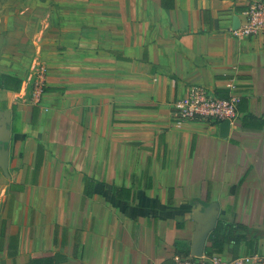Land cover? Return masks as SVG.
Segmentation results:
<instances>
[{"label": "crops", "instance_id": "1", "mask_svg": "<svg viewBox=\"0 0 264 264\" xmlns=\"http://www.w3.org/2000/svg\"><path fill=\"white\" fill-rule=\"evenodd\" d=\"M250 2L0 0V74L23 80L0 89V264H174L195 207L213 202L250 233L222 255L264 252V35L234 33ZM229 78L241 95L229 134L178 120L191 84L223 97Z\"/></svg>", "mask_w": 264, "mask_h": 264}, {"label": "built area", "instance_id": "2", "mask_svg": "<svg viewBox=\"0 0 264 264\" xmlns=\"http://www.w3.org/2000/svg\"><path fill=\"white\" fill-rule=\"evenodd\" d=\"M235 35L253 37L264 35V0H251L243 25L234 30ZM46 73L44 68L36 80L38 96L45 89ZM225 87L228 89L227 97L217 96L209 87L201 84H191L186 94L174 103L176 116L180 122L202 119L215 124L225 119L235 121L238 117V105L241 95L238 93V80L229 78ZM264 264V252L254 254H241L227 257L222 254H206L202 256L176 255L174 264Z\"/></svg>", "mask_w": 264, "mask_h": 264}, {"label": "trees", "instance_id": "3", "mask_svg": "<svg viewBox=\"0 0 264 264\" xmlns=\"http://www.w3.org/2000/svg\"><path fill=\"white\" fill-rule=\"evenodd\" d=\"M174 0H169V2H165L163 0V5L172 8L174 7ZM23 80L17 77H13L7 74H0V89L3 90H10L13 92H20L22 89ZM223 97H227L223 96ZM250 118L255 119L252 114H247L243 117V120ZM94 181L92 178L87 177L86 179V188L85 192L87 196H91L93 193L92 187L90 184L93 185ZM115 196L121 199H128L131 198V190L127 189L123 186L117 187L114 189ZM4 232V228H3ZM250 239L249 229L246 224L241 222H228L224 220H219L216 228L212 231L209 236L210 244L206 247L205 253L206 254H221L227 250V248L231 247L233 252L236 251V247L239 246L242 242H246L248 245ZM188 252L186 255H189ZM45 258H34L33 264H53V260L48 258L50 262H44Z\"/></svg>", "mask_w": 264, "mask_h": 264}, {"label": "water", "instance_id": "4", "mask_svg": "<svg viewBox=\"0 0 264 264\" xmlns=\"http://www.w3.org/2000/svg\"><path fill=\"white\" fill-rule=\"evenodd\" d=\"M11 116L8 110L0 112V168L9 177V148ZM221 134L227 135L231 130L230 119H225L220 124ZM219 216V205L216 202L207 206L195 207L193 220H195V230L192 238L191 255L202 256L205 253L207 241L216 228Z\"/></svg>", "mask_w": 264, "mask_h": 264}, {"label": "rangeland", "instance_id": "5", "mask_svg": "<svg viewBox=\"0 0 264 264\" xmlns=\"http://www.w3.org/2000/svg\"><path fill=\"white\" fill-rule=\"evenodd\" d=\"M17 1H20V0H17ZM23 1V0H22ZM27 4V3H26Z\"/></svg>", "mask_w": 264, "mask_h": 264}]
</instances>
